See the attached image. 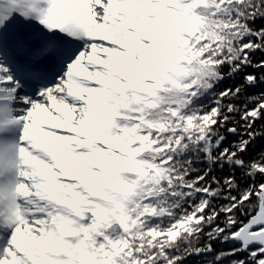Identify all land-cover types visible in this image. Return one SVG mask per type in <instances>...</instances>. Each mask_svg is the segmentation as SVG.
Wrapping results in <instances>:
<instances>
[{"label": "snow or ice", "instance_id": "obj_1", "mask_svg": "<svg viewBox=\"0 0 264 264\" xmlns=\"http://www.w3.org/2000/svg\"><path fill=\"white\" fill-rule=\"evenodd\" d=\"M261 85L264 0H0V264H264Z\"/></svg>", "mask_w": 264, "mask_h": 264}, {"label": "trees", "instance_id": "obj_2", "mask_svg": "<svg viewBox=\"0 0 264 264\" xmlns=\"http://www.w3.org/2000/svg\"><path fill=\"white\" fill-rule=\"evenodd\" d=\"M261 23L260 21L257 22V24ZM262 57V54L257 52L256 53V56L254 59H260ZM248 72H253V71H256L255 69L253 68H249L247 69ZM257 74H259V72H257ZM239 80V77H237V81ZM229 83H233V81H225L224 84L221 85V87L229 84ZM261 89H264V85H261V86H258L257 89L255 90H249L250 92H258L260 91ZM229 139H232V137H229ZM264 149V139H261V138H258L255 143L250 147V152H249V155H254L255 153L259 152L260 150ZM218 175L220 173H217ZM224 247H227V245H225Z\"/></svg>", "mask_w": 264, "mask_h": 264}]
</instances>
